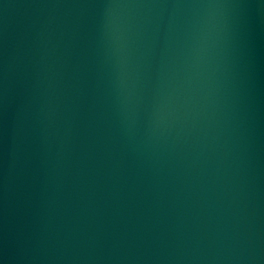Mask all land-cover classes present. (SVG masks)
<instances>
[{
	"label": "water",
	"instance_id": "water-1",
	"mask_svg": "<svg viewBox=\"0 0 264 264\" xmlns=\"http://www.w3.org/2000/svg\"><path fill=\"white\" fill-rule=\"evenodd\" d=\"M0 264H264V0H0Z\"/></svg>",
	"mask_w": 264,
	"mask_h": 264
}]
</instances>
